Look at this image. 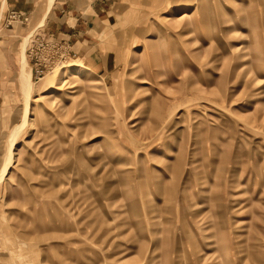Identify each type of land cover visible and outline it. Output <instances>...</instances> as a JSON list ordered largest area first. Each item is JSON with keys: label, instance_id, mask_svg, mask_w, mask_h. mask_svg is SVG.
I'll return each instance as SVG.
<instances>
[{"label": "rangeland", "instance_id": "374dc122", "mask_svg": "<svg viewBox=\"0 0 264 264\" xmlns=\"http://www.w3.org/2000/svg\"><path fill=\"white\" fill-rule=\"evenodd\" d=\"M139 27L105 79L35 24L21 38L33 92L0 182V264H264V0H163ZM37 35L68 47L40 80Z\"/></svg>", "mask_w": 264, "mask_h": 264}, {"label": "crops", "instance_id": "0c3cea01", "mask_svg": "<svg viewBox=\"0 0 264 264\" xmlns=\"http://www.w3.org/2000/svg\"><path fill=\"white\" fill-rule=\"evenodd\" d=\"M162 1L53 0L48 8V0H0V134L17 117L13 111L20 98L23 54L27 58L21 38L28 27L35 24L40 33L71 42L87 72L105 79L120 62L130 61L127 52L140 32V21ZM12 10L27 19L5 26Z\"/></svg>", "mask_w": 264, "mask_h": 264}, {"label": "bare ground", "instance_id": "6f19581e", "mask_svg": "<svg viewBox=\"0 0 264 264\" xmlns=\"http://www.w3.org/2000/svg\"><path fill=\"white\" fill-rule=\"evenodd\" d=\"M52 2H53V0H50V5L52 4ZM27 42H28V36L25 37L24 40H23V53L25 51ZM23 62L24 63L22 65L23 68H22V72H21V76H20V82H21V88H22V91H23V94H24L23 95L24 96V115H23L22 120L20 122H18L17 124H15L13 126V128L11 129V131L9 132V147H10V149L8 151V154H7L6 163L2 167V169H1L2 171H0V182L3 180L4 175H5L6 171L8 170V168H9V166L11 164V161L13 162V155H14L13 154V146H14V144H15V142H16V140H17V138H18V136H19L22 128L28 122V117H29V111H30L29 108H30V103H31V99H32V92H33V87H32L33 86V81H32V73H31V70L28 69V62H27V58H26L25 54H23ZM78 73H80V72L76 71L75 73H73V76L72 77H77L78 76ZM64 77H65V75H64ZM70 78H71V76H70ZM53 79H54V81H52V82L55 83L56 80L59 79V74L58 75H54V77L52 78V80ZM74 80H76V79H74ZM69 81H70V79H69ZM153 217L155 219L152 221V226H158V225H160L161 224V218H160V216L159 215H155V216L153 215ZM154 233L156 235L158 234L159 237H162V235L165 234L164 231H163V228H160V227H158L157 230L154 231ZM141 234H144V233L141 232ZM156 247L159 248L160 246H156ZM226 249H227V251H229V248L228 247H226ZM152 255H154V251H153V254ZM196 257H197V262H196L197 264H201V262L206 261V259L208 258V256H203V254L197 255ZM159 258H160L159 255H154L151 261L152 262H156V261L159 260ZM242 259H241V263H240V261H233L232 264H243L244 263V259H243V261H242Z\"/></svg>", "mask_w": 264, "mask_h": 264}, {"label": "built area", "instance_id": "2783aa9c", "mask_svg": "<svg viewBox=\"0 0 264 264\" xmlns=\"http://www.w3.org/2000/svg\"><path fill=\"white\" fill-rule=\"evenodd\" d=\"M27 17V15L22 14L17 10H12L6 17L4 24L5 26H10L14 22L27 19ZM57 40L58 39H53V37L40 35H37L31 39V45L28 48V54L29 59L33 64L32 68L35 80H40L47 72L55 67L58 55H60L62 58L67 54L68 47L66 43H64L62 46H58V44H56ZM56 47L60 48L57 49ZM61 50L64 52L60 53L59 51Z\"/></svg>", "mask_w": 264, "mask_h": 264}]
</instances>
